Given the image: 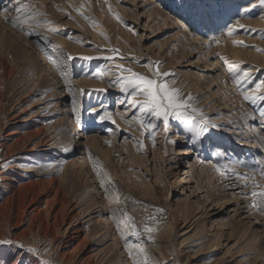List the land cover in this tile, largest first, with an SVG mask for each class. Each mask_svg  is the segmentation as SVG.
<instances>
[{"label":"rangeland","instance_id":"obj_1","mask_svg":"<svg viewBox=\"0 0 264 264\" xmlns=\"http://www.w3.org/2000/svg\"><path fill=\"white\" fill-rule=\"evenodd\" d=\"M22 2L44 15L36 18L39 26L25 25L28 35L5 21L16 15L15 0H0V176L6 178L0 177V240L38 249L49 264H74L60 258L72 248L60 246L71 212L72 224L87 234L80 253L96 254L91 264H264V202L250 195L264 191V99L243 98L264 80V63L256 61L264 59L256 50L264 49L259 0H234L239 14L215 31H193L172 0ZM229 27L236 28L231 36ZM156 62L174 74L165 79L182 99L192 97L191 108L170 118L167 129L115 83L131 75L118 66L151 76ZM233 63L250 73L251 83L234 79ZM64 101L73 121L60 123ZM97 112L112 119L100 120ZM123 113L126 120L116 119ZM201 113L219 125L210 138L192 130ZM93 135L99 147L85 144ZM179 149L189 154L177 155ZM123 219L126 233L117 238ZM5 247V260L28 249ZM30 256L22 253L24 264Z\"/></svg>","mask_w":264,"mask_h":264},{"label":"snow or ice","instance_id":"obj_2","mask_svg":"<svg viewBox=\"0 0 264 264\" xmlns=\"http://www.w3.org/2000/svg\"><path fill=\"white\" fill-rule=\"evenodd\" d=\"M251 3L252 0H249ZM172 5L176 11L181 16V19L185 20V23L193 30L200 31L203 29H207L208 31H215L218 27H220L219 22L223 21L225 17L231 18L232 15H238L239 10L234 13V0H172ZM255 3H252V7H256ZM259 6L264 8V0H259ZM14 10L16 15L9 19L5 16V21L11 23L14 27H18L21 32H26V34L31 35L32 32L30 30L25 29V25H27L28 29H31L33 25L39 26V21L36 19L40 15H44L36 11L32 5L28 3H23L22 0H15ZM247 11V9H245ZM10 11L9 8H4L3 12L7 13ZM109 11H111V7L109 6ZM87 19V17H85ZM117 19H120L117 15ZM241 28L244 26L241 25ZM54 31V30H53ZM249 31L255 32L256 29H250ZM236 32L235 27H229L227 29L228 35H233ZM219 43V41H216ZM242 43V42H241ZM245 47H249L248 45H244ZM255 47V46H250ZM257 51L264 52V49H256ZM113 52H116V49H112ZM72 57H69L71 59ZM87 59H91V57H87ZM111 59V57L109 58ZM120 71H127L131 73L128 76H118L115 83L119 84L122 92L130 94L132 97L131 104L133 106H138L141 113L147 114L150 113L157 120H161L165 129L169 125L170 118H180L183 116L191 105L189 101H191L192 97L189 96L185 99L181 98L180 90L174 89L170 87L168 81L165 79L166 77H173L174 74L168 72L159 71V62H156L155 65H152L156 70L152 71L151 76L137 73L132 71V69H124L123 66H118ZM228 71L230 74H233L234 79L238 82L242 83H251V75L247 71L239 70L235 63L231 64L228 67ZM97 77L100 76V73L97 72L95 74ZM248 90L243 89L242 94L246 93ZM253 95L243 94V98L245 101H254L257 98L264 99V95L257 97L255 93L264 92V80H260L258 83H255ZM137 96H142L143 100L136 99ZM192 111H196V109L192 108ZM99 116L100 120H111L112 116L108 112H105L101 115L99 112L96 113ZM261 118H264V110H261L259 113ZM201 120L199 125H194L192 130L195 132L197 137L204 136L206 138H210L207 134L214 128H218L219 125L212 124L210 120L203 118L201 113ZM131 119L135 120L136 117L133 116ZM114 122V121H113ZM143 123V121H141ZM150 128H155L156 125L149 124ZM238 164H243V162L238 161ZM246 166V165H244ZM260 173L264 176V165L260 167ZM258 187V185H257ZM254 198H258L260 202H264V191L262 192H252L250 194ZM253 207H258V204H253ZM262 213H264V208L259 209ZM126 215V213H125ZM131 219V218H129ZM119 230V225L117 226ZM133 227H135L133 225ZM148 232H151V228L146 229ZM149 239H152L149 236ZM13 241L5 239L0 240V245H12ZM17 249L23 248V245H16ZM28 253H37L38 249L28 248L25 250ZM140 251H143L140 249ZM17 255H20L19 251ZM20 258H9L8 260L0 258V264H24V261ZM38 264H49L48 261H39ZM133 264H140V261H134ZM145 264L147 261L145 259Z\"/></svg>","mask_w":264,"mask_h":264},{"label":"bare ground","instance_id":"obj_3","mask_svg":"<svg viewBox=\"0 0 264 264\" xmlns=\"http://www.w3.org/2000/svg\"><path fill=\"white\" fill-rule=\"evenodd\" d=\"M166 15V14H165ZM165 15L163 16V17H165ZM165 24V23H164ZM63 43H66V42H64V41H62ZM67 46L72 50V51H78L79 50V48H78V46H76L74 43H69V44H67ZM258 58V59H257ZM256 58V61H259L260 63H264V59H259L260 57H257ZM80 83L81 84H85L84 83V81H80ZM219 86L217 87V90H219ZM33 104H30L29 106H27V107H24V108H22L23 110H21L20 112L21 113H25L26 111H28L29 109H31V108H33ZM63 106L65 107V109L63 110L64 112H66L67 114H65L64 116V118H62L61 120H60V123H62V122H67V121H73V118H71V111H70V105H69V103H67V101H64V104H63ZM69 113V114H68ZM126 114V113H125ZM124 113L123 114H121V115H116L115 117H116V119H120V120H126L125 119V115ZM18 117V116H17ZM27 121H29V119L27 118V117H25V119H24V122H27ZM249 125V124H248ZM250 127V126H249ZM72 130H74V134H75V136H76V138H77V140L79 139V137H81L82 135H80L79 134V132L77 131V126L76 125H74L73 127H72ZM10 133H13V132H10ZM26 133V132H25ZM47 139H48V137H46ZM98 138H99V136L98 135H93V136H91V137H87L86 139H85V144H90V145H92L93 147H99V143H98ZM46 139V140H47ZM246 143H248V142H246ZM247 145V144H246ZM180 150V152L177 154V155H180V156H185L186 154L188 155L189 154V151L187 150V149H179ZM187 150V151H186ZM183 158H187V157H183ZM189 165V167H192L193 166V163L191 164V163H189L188 164ZM203 169H205V168H203ZM203 169H200V171H202ZM197 172V171H196ZM2 172H0V174H1ZM212 172H210V174H208L207 175V177L209 178V180H211L212 179V177H213V174H211ZM1 177V179H6L4 176H0ZM7 182H4L3 183V185L4 186H7ZM9 186V185H8ZM110 210V209H109ZM70 211H75L74 209L73 210H70ZM36 213V212H35ZM56 213V212H55ZM69 213V217H70V219H71V222L69 223V225L64 229V231H62V239H61V241H60V246L63 248H67V247H72L69 251H63L61 254H60V258H61V260L63 259H66V260H73V263L74 264H91L92 263V258L96 255V254H94V250L92 249V248H89V246L87 247V248H89V249H87L86 251H84L85 252V256H83V254L82 253H80V250H79V248L81 247V246H83L84 244H85V238H86V235L87 234H85V235H83L82 236V232H84L85 230H83V227L82 226H80L79 224H72V222L74 221L73 219H74V217H76V215L75 214H72L71 212H68ZM72 214V215H71ZM48 216V215H47ZM105 216H107L106 217V219L108 220V222L110 221V224H112L113 222L111 221L112 220V216H111V213H110V211H108V212H106V215ZM49 217V216H48ZM52 217H53V215H52ZM37 218V217H36ZM54 219H55V221H56V216H54ZM77 220H78V214H77V218H76ZM124 220V222L122 223V224H120L119 225V230L117 229V228H113L114 229V233L115 234H118V236H117V238L118 237H120V238H122V236H121V234H123V233H126V229H124L125 227H123V226H125L126 224H128L127 222H126V220L125 219H123ZM129 221V220H128ZM77 223H78V221H77ZM130 223V222H129ZM58 226V225H57ZM129 228V230H134V229H132V228H130V227H128ZM52 229V228H51ZM45 232H46V230H45ZM44 232V233H45ZM58 232V231H57ZM43 233V234H44ZM49 233V232H48ZM42 234V235H43ZM45 234H47V233H45ZM57 234V233H56ZM246 234V233H245ZM52 238V237H51ZM43 239H45L44 237H43ZM52 239H54V237L52 238ZM75 241H77V246L75 245V247H74V244L73 243H75ZM73 244V245H72ZM16 245H20L19 243H17L15 240H13V246H15L16 247ZM15 247L13 248V250L15 249ZM26 248H28V246H26V245H23V248H21V250H25ZM74 248H75V250H77V253L78 254H75V257L74 258H72L73 256H72V253L71 252H74L73 250H74ZM77 248V249H76ZM215 249V248H214ZM138 250V249H137ZM71 251V252H70ZM25 251H23V252H19L20 253V255H22V253H24ZM8 253V251H7V249H6V247H5V245H0V258H2V259H7V257H6V254ZM121 253L123 254V256H126V253H127V251H126V249L123 247V246H121ZM5 254V255H4ZM19 255V256H20ZM32 255L33 256H30V257H28L27 259H29V261H32V263H30V264H38V262L39 261H41L38 257H37V255L35 254V253H32ZM128 255V254H127ZM36 257V258H35ZM125 260V259H124ZM126 261V260H125Z\"/></svg>","mask_w":264,"mask_h":264}]
</instances>
